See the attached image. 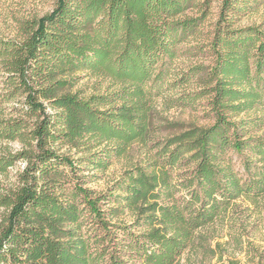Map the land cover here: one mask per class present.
I'll list each match as a JSON object with an SVG mask.
<instances>
[{
    "label": "trees",
    "instance_id": "1",
    "mask_svg": "<svg viewBox=\"0 0 264 264\" xmlns=\"http://www.w3.org/2000/svg\"><path fill=\"white\" fill-rule=\"evenodd\" d=\"M214 1L57 0L21 36L0 38L6 97H23L35 118L0 121V140L23 145L0 156V173L25 162L0 196V264H180L235 200L264 195V31L234 27L264 0H220L213 63L180 77L171 67ZM80 72L115 89L83 97L72 91ZM191 79L200 89L170 104L207 99L213 123L158 137L154 99ZM58 141L88 156L75 161ZM134 144L143 161L107 191L73 177L84 164L107 169Z\"/></svg>",
    "mask_w": 264,
    "mask_h": 264
},
{
    "label": "rangeland",
    "instance_id": "2",
    "mask_svg": "<svg viewBox=\"0 0 264 264\" xmlns=\"http://www.w3.org/2000/svg\"><path fill=\"white\" fill-rule=\"evenodd\" d=\"M57 0H0V38L4 40L16 39L21 36L24 25L50 13ZM220 0H215L210 12L198 33L179 46L180 57L173 63L174 74L188 72L190 68L210 66L214 59L209 51L215 25L219 19ZM197 11H189L194 16ZM249 26L260 27L264 31V2H260L251 11L235 19V28ZM80 79L75 83L72 91L80 92L81 96L103 94L115 89L108 80L93 77L88 73L77 74ZM200 89L198 81H191L164 92L163 96L155 98L153 107L155 124L162 126L158 137L187 130L190 126H209L213 119L207 112V99H203L192 106H183L171 100ZM5 77L0 73V121L24 118L22 106L23 97L7 99ZM254 115L253 113L251 114ZM247 116V115H242ZM35 118L27 119L29 124ZM22 144L0 140V156L9 152L21 151ZM59 153L70 156L75 161L88 154L73 149L69 144L58 141L54 146ZM145 149L134 144L128 154L119 159H112L111 165L105 170L90 169L86 164L83 170H77L76 178L84 181L85 187L98 192L107 191L118 181L126 170L141 164ZM25 166L24 161H18L8 168L6 173H0V196L15 189L19 185L18 175ZM235 167L243 171L240 162ZM72 174H70L71 176ZM77 176V177H76ZM5 209L0 207V222L5 215ZM127 220H130L129 217ZM180 264H264V195L254 201L240 198L223 212L212 224L202 228L197 233L195 245L186 250L180 257Z\"/></svg>",
    "mask_w": 264,
    "mask_h": 264
}]
</instances>
